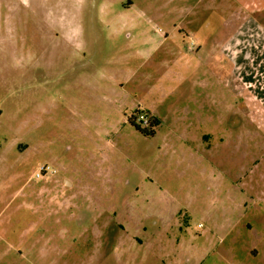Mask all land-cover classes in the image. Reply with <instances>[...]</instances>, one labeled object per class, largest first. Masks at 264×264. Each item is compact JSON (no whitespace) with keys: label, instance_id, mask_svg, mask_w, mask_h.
<instances>
[{"label":"rangeland","instance_id":"rangeland-1","mask_svg":"<svg viewBox=\"0 0 264 264\" xmlns=\"http://www.w3.org/2000/svg\"><path fill=\"white\" fill-rule=\"evenodd\" d=\"M225 3L0 0V264H264V11Z\"/></svg>","mask_w":264,"mask_h":264},{"label":"crops","instance_id":"crops-1","mask_svg":"<svg viewBox=\"0 0 264 264\" xmlns=\"http://www.w3.org/2000/svg\"><path fill=\"white\" fill-rule=\"evenodd\" d=\"M202 2V0H199ZM228 8V11H232L229 20L226 21V25L233 22L234 17L233 15L235 14V11H239V10H244L245 12H247L250 15H254L257 13H260L262 11H264V0H226L225 5L224 4H218L217 9H223V8ZM234 9V10H232ZM211 24V23H209ZM214 32H216V30H214ZM234 32L231 34V36L227 39V41L229 42V40H231V38L233 37ZM203 85L209 87L210 91H211V87L213 85V87H216V82H207L204 81ZM214 89V88H213ZM213 91V90H212ZM213 96V102H215L214 100V95L213 92H209L208 97L211 100ZM146 111H148L152 116L155 117V115H153L148 109H146Z\"/></svg>","mask_w":264,"mask_h":264},{"label":"built area","instance_id":"built-area-1","mask_svg":"<svg viewBox=\"0 0 264 264\" xmlns=\"http://www.w3.org/2000/svg\"><path fill=\"white\" fill-rule=\"evenodd\" d=\"M148 119H149L148 116L144 115V114H140L138 116V121L140 123H142L143 126H147L148 125V123H149ZM53 172L54 173L56 172L55 168L51 167V165H49V164H44V165H41L37 169L36 176L37 177H43V176H45L47 174H52Z\"/></svg>","mask_w":264,"mask_h":264},{"label":"trees","instance_id":"trees-1","mask_svg":"<svg viewBox=\"0 0 264 264\" xmlns=\"http://www.w3.org/2000/svg\"><path fill=\"white\" fill-rule=\"evenodd\" d=\"M134 116V115H133ZM133 116L129 119L130 123L135 126V128L140 131L142 134L144 135H154V128H151L150 130H148L147 128H141L140 125L136 124L135 121L133 120ZM152 124L153 126L156 124L157 119L155 117H152Z\"/></svg>","mask_w":264,"mask_h":264},{"label":"flooded vegetation","instance_id":"flooded-vegetation-1","mask_svg":"<svg viewBox=\"0 0 264 264\" xmlns=\"http://www.w3.org/2000/svg\"><path fill=\"white\" fill-rule=\"evenodd\" d=\"M148 118H149V119H148V120H149L148 125H147V126H143L142 123H140V122L138 121V115H134V116H133V120L135 121L136 124L140 125L141 128H148L149 126H152V122H153L152 117L150 118V117L148 116Z\"/></svg>","mask_w":264,"mask_h":264}]
</instances>
